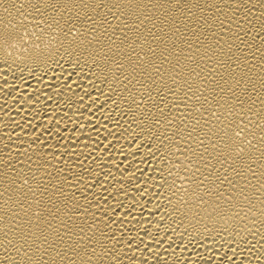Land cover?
Wrapping results in <instances>:
<instances>
[{
  "label": "bare ground",
  "instance_id": "1",
  "mask_svg": "<svg viewBox=\"0 0 264 264\" xmlns=\"http://www.w3.org/2000/svg\"><path fill=\"white\" fill-rule=\"evenodd\" d=\"M14 2L0 264H264V0Z\"/></svg>",
  "mask_w": 264,
  "mask_h": 264
},
{
  "label": "snow or ice",
  "instance_id": "2",
  "mask_svg": "<svg viewBox=\"0 0 264 264\" xmlns=\"http://www.w3.org/2000/svg\"><path fill=\"white\" fill-rule=\"evenodd\" d=\"M24 2H26V0H22L21 6H23V3H24ZM38 2H39V0H37V3H38ZM4 3H5V0H0V5H3ZM12 6L15 7V2H14V0H12ZM5 10H7V8H5ZM217 119H219V118H217ZM234 138H235V139H239V137H235V136H234Z\"/></svg>",
  "mask_w": 264,
  "mask_h": 264
},
{
  "label": "clouds",
  "instance_id": "3",
  "mask_svg": "<svg viewBox=\"0 0 264 264\" xmlns=\"http://www.w3.org/2000/svg\"><path fill=\"white\" fill-rule=\"evenodd\" d=\"M78 31H79V29H77L76 31H74L73 32V35H76ZM260 125H264V121H260ZM240 151H243V148H241ZM25 183H27V181H25Z\"/></svg>",
  "mask_w": 264,
  "mask_h": 264
}]
</instances>
